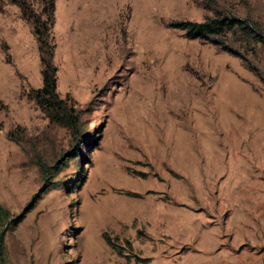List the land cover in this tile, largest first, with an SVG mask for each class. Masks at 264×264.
<instances>
[{
    "label": "rangeland",
    "instance_id": "obj_1",
    "mask_svg": "<svg viewBox=\"0 0 264 264\" xmlns=\"http://www.w3.org/2000/svg\"><path fill=\"white\" fill-rule=\"evenodd\" d=\"M204 1L55 0L56 89L84 139L45 177L70 131L29 95L37 43L0 0V203L19 215L0 264H264V45L244 60L170 24ZM221 1L264 20V0Z\"/></svg>",
    "mask_w": 264,
    "mask_h": 264
},
{
    "label": "trees",
    "instance_id": "obj_2",
    "mask_svg": "<svg viewBox=\"0 0 264 264\" xmlns=\"http://www.w3.org/2000/svg\"><path fill=\"white\" fill-rule=\"evenodd\" d=\"M7 1L18 7L20 17L29 23L37 43L41 61V84L31 86L29 95L50 122L59 124L70 131L68 147L61 151L52 163L37 157L39 168L47 177L51 171H57L58 166L66 162L65 158L77 154L84 139L80 109L73 97L60 95L56 89V66L53 62L55 41L52 33L55 21V0ZM203 5L211 12L205 14L202 19L181 18L171 21L170 24L183 29L185 35L189 37L205 38L242 58L245 56L243 52L254 49V44L259 42L264 45V20L260 17L240 13L237 9L226 6L221 0H213L212 3L211 0H206ZM249 66L251 67L250 64ZM6 135L19 142V138L12 129H8ZM18 220L19 215L10 217V210L0 203V224L7 226L12 221L15 224Z\"/></svg>",
    "mask_w": 264,
    "mask_h": 264
}]
</instances>
